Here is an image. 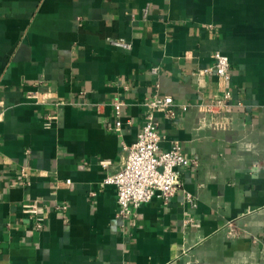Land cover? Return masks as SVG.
Wrapping results in <instances>:
<instances>
[{"label": "crops", "instance_id": "obj_1", "mask_svg": "<svg viewBox=\"0 0 264 264\" xmlns=\"http://www.w3.org/2000/svg\"><path fill=\"white\" fill-rule=\"evenodd\" d=\"M155 94L189 106L154 117L190 163L123 218L103 179ZM0 264H264V0H0Z\"/></svg>", "mask_w": 264, "mask_h": 264}, {"label": "built area", "instance_id": "obj_2", "mask_svg": "<svg viewBox=\"0 0 264 264\" xmlns=\"http://www.w3.org/2000/svg\"><path fill=\"white\" fill-rule=\"evenodd\" d=\"M147 14V7L144 9L143 16ZM109 42L124 50H130V42L121 38H109ZM214 64L205 71L214 72L222 81L229 78L230 62L226 55L216 52ZM153 71H156L153 68ZM230 91L224 89L221 94L214 96L207 102L198 105L199 109L211 113L214 111H224L228 107ZM119 102L116 103L118 107ZM144 107V121L142 128L138 131L136 140L123 145L124 159L119 168L112 174L103 179L104 184L114 187L118 204L117 214L123 218L128 217L142 203H146L153 198H159L167 202L178 190L181 185L179 168L186 167L190 160L184 154L179 142L172 141L169 148L162 149L159 145L160 136L158 123L154 113L161 112L165 118L172 119L177 116L178 111L185 112L189 106L184 103L175 102L170 95H153L145 98L142 103ZM121 122L115 121L118 128ZM49 127V122L45 123ZM103 166L109 162L102 161ZM68 183L69 180H66ZM185 199L191 206H195V199L191 193H185ZM24 213L30 214L35 218V226L41 227V218L38 215V208L35 202L24 203L21 206ZM56 209L67 210L66 203H58Z\"/></svg>", "mask_w": 264, "mask_h": 264}]
</instances>
